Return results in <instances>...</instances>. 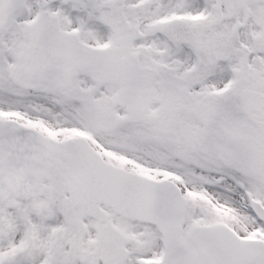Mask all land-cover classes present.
<instances>
[{"label":"flooded vegetation","instance_id":"1","mask_svg":"<svg viewBox=\"0 0 264 264\" xmlns=\"http://www.w3.org/2000/svg\"><path fill=\"white\" fill-rule=\"evenodd\" d=\"M128 3L136 4V55L158 73L152 121L128 124L121 107L118 143L84 138L107 162L166 180L184 194L243 193L264 207V109L248 116L238 111L246 93L264 96V0H0V82L10 79L14 50L25 42L23 29L42 14L90 42L92 30L116 32L127 25L126 9L119 6ZM126 37L118 35L110 45H124ZM24 125L55 140L80 137L72 133L79 124ZM44 186L70 188L47 181ZM61 202L42 196L6 210L0 264H49L54 235L65 225ZM84 223V251L69 254V237H58L54 264H90V219Z\"/></svg>","mask_w":264,"mask_h":264},{"label":"water","instance_id":"2","mask_svg":"<svg viewBox=\"0 0 264 264\" xmlns=\"http://www.w3.org/2000/svg\"><path fill=\"white\" fill-rule=\"evenodd\" d=\"M17 61L13 76L21 87L54 91L72 82L80 69L99 84H118L117 101L129 100L131 120L144 118L149 109L151 83L140 77L142 71L128 50L87 49L55 27L52 34H41L29 48H21ZM67 147L14 122H0V211L3 202L41 195L43 165L58 167L64 162L65 169L90 170V207L86 208L90 217L106 221L100 210L105 204L126 218L158 226L164 236L165 257L161 263L150 264H264V244L240 241L222 225L194 228L181 237L184 205L177 193L160 191L159 184L108 167L101 169L91 153L86 156L90 167H82L64 154ZM99 233L96 252L90 257L94 256L95 263L102 259L105 264H123V237L112 226L105 229V237L104 231Z\"/></svg>","mask_w":264,"mask_h":264},{"label":"rangeland","instance_id":"3","mask_svg":"<svg viewBox=\"0 0 264 264\" xmlns=\"http://www.w3.org/2000/svg\"><path fill=\"white\" fill-rule=\"evenodd\" d=\"M95 42H97V40H95ZM91 86H92V84H90V88H91ZM90 93H92V92H90ZM109 93H111V92H109ZM16 94H17V92H16ZM2 107L6 108V109H12L14 106L6 105V103H5ZM53 107L55 108V106H53ZM15 109H14V111H15ZM14 111H11V112H14ZM69 111H65L64 113L68 117H71V119H73V121H75V124L76 123L82 124V125L90 124V135H92V134L99 135V132H98V126L99 125L104 126L105 124H119L118 112L112 113L111 114L112 116L110 117V114H107L105 111L100 112V113H96L93 110H90V112H89V111L85 110V108H82V109L80 108L78 111L77 110H73L72 112H69ZM18 116H20V112H18ZM0 118H15V116L12 115V113L0 112ZM69 124H72L71 121L69 122ZM91 124H93V125H91ZM108 126H110V125H108ZM105 135L108 136L109 134H105ZM105 135H103V136H105ZM114 135L115 134H112L110 136H114ZM208 203H209V207H206V209L201 208V211L203 213H205V216L204 217L201 216V218L193 216V218L191 219L192 222H195L194 219L202 221V220H204V218L213 220L217 217H220V212L228 213L231 217L235 216L233 214L235 211L238 214L237 209L235 207H233L232 205L225 206L222 202H220L216 198H213V200H211V201L208 200ZM110 221L112 224H114L115 226L120 228V230L126 236L130 237V240L133 243L149 242L150 240L153 239V236H154L153 231L148 226H143V225H139V224L126 222L114 214L111 215ZM158 249L159 250H158L157 254H154V257H157L161 254V251H160L161 246H158ZM150 254H151L150 251L147 250L146 255H150ZM139 257L140 256H135L134 260L132 261V264H134V262H136V259H138ZM127 264H129V262Z\"/></svg>","mask_w":264,"mask_h":264}]
</instances>
